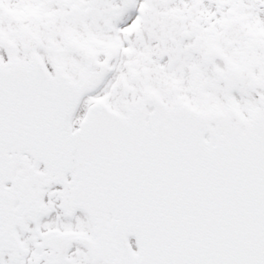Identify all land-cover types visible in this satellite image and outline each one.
I'll list each match as a JSON object with an SVG mask.
<instances>
[{
  "label": "snow or ice",
  "instance_id": "1",
  "mask_svg": "<svg viewBox=\"0 0 264 264\" xmlns=\"http://www.w3.org/2000/svg\"><path fill=\"white\" fill-rule=\"evenodd\" d=\"M0 264H264V0H0Z\"/></svg>",
  "mask_w": 264,
  "mask_h": 264
}]
</instances>
